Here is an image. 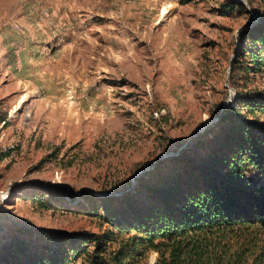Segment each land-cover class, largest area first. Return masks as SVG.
Here are the masks:
<instances>
[{"label": "rangeland", "instance_id": "obj_1", "mask_svg": "<svg viewBox=\"0 0 264 264\" xmlns=\"http://www.w3.org/2000/svg\"><path fill=\"white\" fill-rule=\"evenodd\" d=\"M231 1L0 0V245L37 228L101 232L85 194H121L239 93L264 92L241 39L264 0Z\"/></svg>", "mask_w": 264, "mask_h": 264}, {"label": "trees", "instance_id": "obj_2", "mask_svg": "<svg viewBox=\"0 0 264 264\" xmlns=\"http://www.w3.org/2000/svg\"><path fill=\"white\" fill-rule=\"evenodd\" d=\"M241 39L260 67L264 18L242 29ZM237 99L239 105L220 108L212 126L176 156L158 159L131 188L113 197L85 194L104 230H23L0 245V264H137L150 251L159 253L157 264H219L215 248L227 264H243L248 254L255 255L250 264H264V241L251 236L264 230V92ZM56 186L66 190L48 185L46 191ZM242 233L246 239L233 249L231 239Z\"/></svg>", "mask_w": 264, "mask_h": 264}]
</instances>
